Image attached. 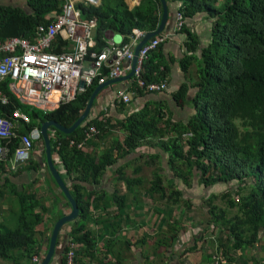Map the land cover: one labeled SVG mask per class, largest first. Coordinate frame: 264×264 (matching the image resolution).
<instances>
[{"label": "trees", "instance_id": "trees-1", "mask_svg": "<svg viewBox=\"0 0 264 264\" xmlns=\"http://www.w3.org/2000/svg\"><path fill=\"white\" fill-rule=\"evenodd\" d=\"M163 1L166 4L181 3L183 6L179 11L184 18L206 12L214 20L210 44L197 60L198 76L193 85L197 88L193 100L195 114L185 124L165 120L162 127H158L162 118L159 111L146 106L112 124L105 114L95 119L89 114L71 135L55 131V143L48 140L50 157L52 160L57 157L58 163L53 162L54 167L80 209L79 219L66 225L67 243L59 250L55 249L54 256L59 257L60 264L66 263L70 243L80 246L77 260L81 263L89 264L97 258L96 240L87 225L93 204L91 194L82 183H97L108 168L142 146H155L167 154L169 172L186 184L194 179L195 171L203 186L237 185L234 199L230 198L228 191L220 196L223 200L227 198V208L236 210L230 218L226 219L225 212L217 206H211L216 196L208 199L209 225L224 230L232 249L250 248L258 242L260 233L264 235V0H227L218 10L214 8L216 0ZM139 2L134 10H128L124 0H102L98 8L80 7L82 18H94L97 22L96 52L105 47L107 32L119 34L126 44L132 29L144 32L156 29L159 1ZM25 6V11L0 9V40L12 37L30 39L36 25L48 23L46 18H52L60 10L59 2L55 0H27ZM8 30L11 33L5 36ZM185 31L191 42L190 32ZM190 49L194 51L192 44ZM152 54L144 64L143 75L148 82L158 80L152 76L157 71ZM190 60L194 58L181 61L184 72ZM95 88L92 86L75 101L50 113L42 114L21 107L22 113L29 118V124L21 132L26 134L44 121H55L70 128L84 113ZM187 90L186 84H182L172 95L174 101L184 100ZM10 110L9 106H0V114ZM90 126L97 129L98 135L83 148H77L84 142L85 131ZM112 130L119 131L122 141L113 142L102 155H98L97 142L111 135ZM40 145L43 152L41 140ZM185 146L187 151H184ZM89 148H92L91 152ZM32 170H38L36 164ZM60 171L64 174L61 175ZM154 178V189L159 190V178ZM33 184L31 182L21 193H15L17 197L12 211L15 226L0 233V259L9 264H23V261L30 264L32 256L41 250L43 235L34 228L44 221L48 209L28 190ZM244 189H247L246 193H242ZM180 195V191L169 188L168 196L174 198L172 202ZM66 206L70 207L68 202ZM36 207L38 212L33 211ZM47 245L49 242L44 246V254Z\"/></svg>", "mask_w": 264, "mask_h": 264}, {"label": "crops", "instance_id": "crops-1", "mask_svg": "<svg viewBox=\"0 0 264 264\" xmlns=\"http://www.w3.org/2000/svg\"><path fill=\"white\" fill-rule=\"evenodd\" d=\"M26 1L0 0V9L12 8L25 11ZM101 1L98 0L96 8L100 6ZM139 1L124 0V4L128 10H134L139 6ZM225 2L227 0H216L214 8L220 9ZM59 5L61 6V3ZM166 6L167 19L160 33H171L175 13L183 5L176 2ZM160 16L159 4V20ZM184 21V29L172 34L152 54L157 70L152 76L158 79L152 82L164 81L166 88L160 93H146L136 89L128 80L108 83L98 92L93 101L91 119L105 114L112 124L125 115H131L134 111L146 106L150 110L159 111L162 118L158 121V127H162L165 120L172 124H185L194 116L193 100L197 88L193 85L198 76L197 60H200L202 51L210 44L214 20L206 12H200L191 18H185ZM158 26L159 21L156 29ZM185 30L190 32L191 42L186 37ZM95 32L96 29L94 37ZM8 33H11V30L5 31V36ZM111 39L115 43L123 42L119 34L107 32L105 41ZM191 44L194 46V51L190 49ZM96 48L95 42L93 51ZM52 52L59 53L60 49L52 50ZM190 57L194 60L189 61L187 70L184 72L181 61ZM182 84H186L188 88L186 97L184 100L174 101L172 95L178 92ZM125 88L129 90L131 102L128 105L113 107L111 102L116 91ZM25 126H21V131ZM32 128L39 131V127ZM29 131L26 134L21 132V134L27 135ZM55 131L57 130L51 127L46 129L48 140L49 134L54 132V140L50 139L54 143ZM122 138L119 131L112 130L111 135L97 142L96 153L102 155L110 144L121 142ZM91 150L92 148H89V152ZM184 151H187L186 146ZM43 160L44 154L39 142L34 145L31 159L16 173H11L5 166L0 165V233L15 226V217L12 215L17 197L15 193H21L25 187L34 182L28 190L30 189L35 198L41 200L48 209L44 221L34 228L35 232L43 235L41 250L38 253L42 257H44V246L49 242L46 238L50 239L54 223L70 212V207L66 206L67 201L61 195V190L46 172ZM53 162L55 163L54 160ZM35 164L38 169L36 172L32 170ZM169 171L167 154L155 146H142L108 168L97 183H82L87 193L91 194L90 202L93 207L90 210L87 225L93 233L96 248H98L97 258L90 261L91 264H214L217 256L224 258L225 264H264V235L260 233L258 237L261 242H259L260 248H252L249 251L243 248L235 250L227 242L223 229L209 225L210 215L206 201L212 196L226 194L228 190L223 193V190L217 191L218 185H201L195 171L194 179L187 181V184L175 179ZM60 172L61 175L64 174L63 171ZM154 176L159 178L157 184L159 190L154 189L156 186ZM228 185L220 184L221 187ZM170 187L172 190L181 192L175 202H172L174 198L168 196ZM193 187L198 189L197 193L190 198L186 197L184 191ZM213 188H216V191ZM229 189H231L230 186ZM217 207L225 212L226 219L230 218L225 208ZM33 211L38 212V207ZM66 227L65 225L58 235L56 246L58 250L67 243ZM54 257L51 264H60L59 257ZM29 263L32 264L31 260ZM0 264L9 263L0 259Z\"/></svg>", "mask_w": 264, "mask_h": 264}, {"label": "built area", "instance_id": "built-area-1", "mask_svg": "<svg viewBox=\"0 0 264 264\" xmlns=\"http://www.w3.org/2000/svg\"><path fill=\"white\" fill-rule=\"evenodd\" d=\"M55 1L61 3L59 13L46 18L48 23L36 25L30 40L20 37L0 40V106L11 109L0 114V165L11 173L27 164L34 145L40 142L36 128H31L27 135L21 134V126L29 124L21 106L42 114L50 113L75 101L92 86L125 77L131 71L133 74L128 81L136 89L146 93L162 92L165 82H148L143 75L144 64L172 34L181 31L185 22L182 12L176 11L171 33H160L159 37L149 40L135 60L134 51L146 32L132 29L126 44L111 39L104 41L105 47L100 52L93 51L97 22L94 18L83 19L80 7L96 8L98 0ZM56 49L60 52L53 53ZM130 102L129 90L125 88L116 91L111 105ZM97 135L94 126L88 127L84 142L77 148H83ZM54 136L51 132L48 137L54 140ZM54 161L58 163L57 157ZM80 250V246L70 243L65 264H88L77 260ZM219 257L220 261L215 258L214 264H225ZM42 258L41 254L32 256L31 263L39 264Z\"/></svg>", "mask_w": 264, "mask_h": 264}, {"label": "water", "instance_id": "water-1", "mask_svg": "<svg viewBox=\"0 0 264 264\" xmlns=\"http://www.w3.org/2000/svg\"><path fill=\"white\" fill-rule=\"evenodd\" d=\"M159 4L161 7V16H160V20H159V26L156 29V31L145 34V37L138 44V46L136 47V49L134 51L135 60H136V57H137L139 50L149 40L154 39L156 37H159V34H160L161 30L163 29V26H164L166 19H167V6L163 0H159ZM135 60L133 61V64H134ZM132 74L133 73L131 71L125 77L109 80L108 82H106L103 85H98L94 89V91L92 92L91 98L89 100V103L86 106L84 113L80 116L79 119H77L73 123V125L70 128H65V127L59 125L58 123H56L55 121H44L39 125V134H40V138H41V142H42V146H43L44 164H45L46 170H47L49 176L52 177V179L55 182V184L57 185V187L61 190V192H62L63 196L65 197L66 201L68 202V204L70 205V212L68 214L62 216L61 218H59L54 223L53 228H52V232H51V236L49 239V245H47L46 253L44 254V257L42 258V260L39 264H51V261L54 257V253H55V249H56L58 235L61 232V229L65 225L72 223V222L76 221L77 219H79V216H80L79 206H77L76 202L74 201V199L72 198V196L70 194L68 187L66 186V184L63 182L62 178L60 177V175L56 171L54 164H53L52 157H50V146H49L48 138L46 135V129L48 127H51V128H54L55 130L59 131L60 134L71 135L72 132L77 127H79L85 121V119L89 116V114L91 112V107L93 105V101H94L96 95L98 94V92L101 89H103L108 83H119V82H123L125 80L130 79L132 77Z\"/></svg>", "mask_w": 264, "mask_h": 264}, {"label": "rangeland", "instance_id": "rangeland-1", "mask_svg": "<svg viewBox=\"0 0 264 264\" xmlns=\"http://www.w3.org/2000/svg\"><path fill=\"white\" fill-rule=\"evenodd\" d=\"M219 187L217 188V191L218 192H220V190H223V193L226 191V190H228V192H229V195H230V198H232V199H234L236 196H235V190H236V184L235 183H230L228 186H226V187H221L220 185H218ZM229 186L231 187V189H229ZM215 191H216V188H213ZM197 191H198V189L196 188V187H193V188H190V189H187V190H185L184 192H185V196L186 197H188V198H190L192 195H194V194H196L197 193ZM242 191H244V192H242V193H246L247 192V189H244V190H242ZM216 194H217V192H216ZM220 196L221 195H219V196H216L217 198H216V200H214V202L213 203H211V206L212 205H217V206H222L223 208H225L226 210H227V212H228V215L231 217L232 215H234L235 214V212H236V210L233 208V209H229V208H227V206H226V199H220ZM219 198V199H218ZM208 201V200H207ZM206 201V204L208 203ZM203 202H205V200L203 201ZM207 206H208V204H207ZM63 230V229H62ZM59 238V237H58ZM226 240H228V238H226ZM258 240V242L257 243H255V244H253L250 248H247V249H245V248H243V249H245V250H250V249H252V248H260V238H258L257 239ZM260 242V243H259ZM263 242V241H262ZM230 245H231V242L229 241L228 242ZM256 250V249H255ZM217 255H219V254H217ZM217 259L220 261V257L218 256L217 257ZM223 260H224V258H223Z\"/></svg>", "mask_w": 264, "mask_h": 264}]
</instances>
